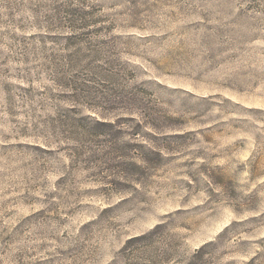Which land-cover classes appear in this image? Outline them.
I'll list each match as a JSON object with an SVG mask.
<instances>
[{
  "label": "rangeland",
  "instance_id": "1",
  "mask_svg": "<svg viewBox=\"0 0 264 264\" xmlns=\"http://www.w3.org/2000/svg\"><path fill=\"white\" fill-rule=\"evenodd\" d=\"M0 264H264V0H0Z\"/></svg>",
  "mask_w": 264,
  "mask_h": 264
}]
</instances>
